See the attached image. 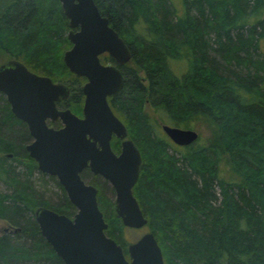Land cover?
<instances>
[{
	"label": "trees",
	"instance_id": "obj_1",
	"mask_svg": "<svg viewBox=\"0 0 264 264\" xmlns=\"http://www.w3.org/2000/svg\"><path fill=\"white\" fill-rule=\"evenodd\" d=\"M94 1L130 49L110 107L140 150L133 195L164 264H264V0H184L183 15L169 0ZM63 15L58 0H0V51L70 81L79 101L72 110L81 111L84 78L62 61L70 46ZM200 117L214 126L202 146H176L156 122L184 128ZM30 138L0 91V182L9 190L0 191L8 223L0 264H65L34 211L68 215L72 204L29 156ZM225 154L238 181L220 176ZM37 172L57 183L60 204L37 190ZM98 202L106 234L128 256L114 202L103 191Z\"/></svg>",
	"mask_w": 264,
	"mask_h": 264
},
{
	"label": "water",
	"instance_id": "obj_2",
	"mask_svg": "<svg viewBox=\"0 0 264 264\" xmlns=\"http://www.w3.org/2000/svg\"><path fill=\"white\" fill-rule=\"evenodd\" d=\"M60 2L72 28L68 34L72 47L65 51L64 64L77 77L87 79L82 85V118L71 110L56 109L55 102L69 94L62 82L39 76L15 58L0 64V91L15 116L28 124L32 136L25 146L29 156L38 170L57 178L77 209L72 219L39 206L34 211L38 228L65 264H164L152 232L130 243L128 256L123 253L121 245L106 234L109 225L97 203V187L80 176L88 166L110 183L115 190V213L126 228L146 226L147 218L132 194L140 174V151L126 139V126L108 103V96L117 95L124 84L118 67L130 61L129 46L109 26L94 0ZM105 52L111 55L114 65L100 61ZM47 117H59L63 126L58 130L48 127ZM161 130L176 146L188 147L198 139L193 129L162 124ZM112 136L123 139L119 155L111 149Z\"/></svg>",
	"mask_w": 264,
	"mask_h": 264
},
{
	"label": "rangeland",
	"instance_id": "obj_3",
	"mask_svg": "<svg viewBox=\"0 0 264 264\" xmlns=\"http://www.w3.org/2000/svg\"><path fill=\"white\" fill-rule=\"evenodd\" d=\"M171 3V6L175 9L177 15H183L185 12V6H184V0H169ZM260 50L264 53V37L260 41ZM1 52V51H0ZM11 58V55H7L5 53H0V64L3 62H6ZM156 116L157 113L155 111L152 113ZM156 118V117H155ZM157 123L159 124V128H161V125L164 123H161L159 119H156ZM183 128V127H180ZM183 129H193L198 134V140L195 142L197 145L202 146V144H206L212 137V132L214 130L213 123L208 122L204 117L198 118V120H195L193 122H190L188 127H184ZM161 131V130H160ZM162 132V131H161ZM172 142V141H171ZM224 156V155H223ZM220 168V176H222L226 180H233L238 181L237 175L234 173V169L232 164L230 163V160L228 159V156L225 154L223 159L220 161L219 164ZM33 180L36 182V188L37 190L43 194V196L47 199H49V202H53V197L60 194V190L57 188L56 184L53 181H48L47 177L42 176L39 172H37L34 175ZM95 182H97L101 188L102 191L107 195V197H113L112 193H110L111 185L109 182L104 181L101 178L94 179ZM0 191L1 192H9L8 188L4 183L0 182ZM52 200V201H51ZM56 202V199L55 201ZM8 227V223L4 220H0V235H2L5 232V228ZM148 227H142L138 229H129L126 228L124 232V236L126 239V242L133 243L135 242L139 237H141L143 234L149 232Z\"/></svg>",
	"mask_w": 264,
	"mask_h": 264
},
{
	"label": "flooded vegetation",
	"instance_id": "obj_4",
	"mask_svg": "<svg viewBox=\"0 0 264 264\" xmlns=\"http://www.w3.org/2000/svg\"><path fill=\"white\" fill-rule=\"evenodd\" d=\"M59 1V3H60V6H61V2H60V0H58ZM62 7V6H61ZM62 11H63V8H62ZM100 13H101V11H100ZM63 14H64V12H63ZM101 15H103L102 13H101ZM65 18H67V27H66V36H67V39L69 40V38H68V34H69V32L72 30V28L70 27V20H69V18L68 17H66L65 15H63ZM105 17H107L106 15H104ZM107 21H109V18L107 17ZM109 26L113 29V27L110 25V21H109ZM114 30V29H113ZM114 31H116V30H114ZM119 34V33H118ZM124 41V40H123ZM69 42H70V46L67 48V49H69V48H71L72 47V42H71V40H69ZM67 49L66 50H64L63 52V58H64V54H65V51H67ZM11 58H15V57H11ZM11 58H9V59H11ZM63 58H62V61H63V64H64V60H63ZM16 59V58H15ZM18 60V59H17ZM8 61V60H7ZM100 61L102 62V63H104L105 65H114V60L112 59V57H111V55H109L107 52H105V53H102V55H100ZM20 62H22V61H20ZM4 63V62H3ZM129 63V62H128ZM128 63L127 64H125L124 66H121V67H118V68H120V70L122 71V74H123V68L125 67V66H127L128 65ZM25 65V64H24ZM27 66V65H26ZM65 66H66V64H65ZM28 67V66H27ZM67 67V66H66ZM29 68V67H28ZM67 69H69V68H67ZM29 70L30 71H32V72H34V73H36V74H38L39 76H49V75H47V74H42L41 72H39V71H35V70H32L31 68H29ZM70 71V70H69ZM70 73L72 74V75H74L71 71H70ZM76 76V75H75ZM51 79H52V81L54 82V83H57V81H59V82H62V81H60V80H55L53 77H51V76H49ZM80 77H82V76H80ZM79 77V78H80ZM123 77H124V74H123ZM84 78V82L83 83H81L80 84V89H81V93H82V101H81V111H78V110H72L73 109V107H77L78 106V104H79V101H78V99L76 98V94H75V92H73V90H74V88L72 87V83L70 82V81H68L67 83H64V82H62L63 84H65L68 88H69V94H68V96L66 97V98H60V100H58V101H56L55 102V107H56V109L57 110H66V109H68V110H71L74 114H76L79 118H82V116H83V110H82V108H83V105H84V101H85V96H84V94H83V91H82V85L87 81V79L85 78V77H83ZM125 81V80H124ZM118 95V94H117ZM114 96H116V95H114ZM6 97V96H5ZM112 97L113 96H108V103H109V105H110V102H111V100H112ZM7 100V99H6ZM9 103V102H8ZM10 105V104H9ZM111 108V107H110ZM10 110H11V106H10ZM111 110H113V109H111ZM12 111V110H11ZM113 112V111H112ZM13 113V112H12ZM114 114V113H113ZM15 115V114H14ZM16 117V116H15ZM17 118V117H16ZM20 120V119H19ZM21 121V120H20ZM21 123L23 124V126L25 127V129H27L28 130V133H29V135H30V132H29V127H28V124H26V122H22L21 121ZM45 123H47V125H48V127H51V128H54V129H56V130H58L59 128H61L62 126H63V122H61V119L58 117L57 119H55V120H52L50 117H47V119L45 120ZM127 138V140H132V139H130V137H128V132H127V136H126ZM32 141V136H31V138H30V141H29V143ZM133 141V140H132ZM123 142V139H118V138H116L115 136H112V139L110 140V144H111V149H112V151L114 152V154L115 155H119L120 154V151H121V143ZM134 142V141H133ZM97 144V143H96ZM135 144V143H134ZM97 145H99V144H97ZM136 146V145H135ZM137 147V146H136ZM139 149V148H138ZM140 151V150H139ZM141 155V154H140ZM50 176H52V175H48L47 174V177H50ZM80 176H81V179L82 180H85L88 184H92L93 186H95V187H97V191H98V194H97V203H99L98 202V195H99V193L100 192H102V188H101V186L97 183V182H95V180L94 179H96V178H101V179H103V177H101L100 175H98V174H94L93 172H92V170H91V168H89L88 166H86V167H84V170L82 171V173L80 174ZM51 178H54V180L55 181H57V183L60 185V186H62V184H60V182L57 180V178L55 177V176H52ZM104 181H106L105 179H103ZM108 182V181H107ZM57 183L55 182V184H56V186H57V188L60 190V194L59 195H57L58 197L56 198V196L55 197H53V199H54V201H55V199H56V202L55 203H58V204H60L59 202H60V197H62V195H63V192H62V190L58 187V185H57ZM62 188H63V191L65 192V189H64V187L62 186ZM134 188V187H133ZM111 190L112 191H110V193H112V195H113V197H110L111 199H112V201L114 202V199H115V190H113V188H112V186H111ZM104 192V191H103ZM65 194H66V196H67V192H65ZM132 194H133V190H132ZM135 196V195H134ZM67 198H68V196H67ZM68 200H69V198H68ZM52 201V200H51ZM53 201V202H54ZM70 202V201H69ZM114 204H115V202H114ZM51 208V207H50ZM99 208H100V206H99ZM53 209V208H52ZM54 210V209H53ZM56 211V210H55ZM76 211H77V209H76V206L75 205H73L72 204V208H71V210H70V214H68V215H66L65 213H63V214H65L66 216H69L70 218H74V214L76 213ZM59 213V212H58ZM143 213V212H142ZM60 214H62V213H60ZM144 216V215H143ZM150 232V231H149ZM140 238V237H139ZM119 244V243H118ZM129 245V244H128ZM122 247V246H121Z\"/></svg>",
	"mask_w": 264,
	"mask_h": 264
}]
</instances>
